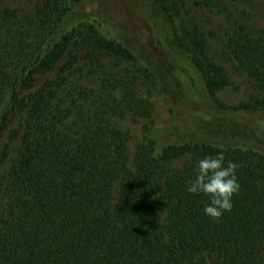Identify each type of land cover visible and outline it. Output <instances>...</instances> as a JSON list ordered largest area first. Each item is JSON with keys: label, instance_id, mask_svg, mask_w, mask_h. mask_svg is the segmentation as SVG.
I'll return each instance as SVG.
<instances>
[{"label": "trees", "instance_id": "obj_1", "mask_svg": "<svg viewBox=\"0 0 264 264\" xmlns=\"http://www.w3.org/2000/svg\"><path fill=\"white\" fill-rule=\"evenodd\" d=\"M76 8L90 18L71 23ZM198 8L227 18L216 53ZM160 13L175 23L171 35ZM102 18L141 38L171 83L176 140L160 144L149 127L132 153L120 121L149 119L160 81L100 29ZM227 66L254 93L234 107L198 103L200 95L212 104L232 84ZM262 127L264 27L249 31L221 0L0 9V264H264V150L253 144ZM217 152L239 164L240 184L219 222L204 215L206 197L186 191L196 161Z\"/></svg>", "mask_w": 264, "mask_h": 264}, {"label": "rangeland", "instance_id": "obj_2", "mask_svg": "<svg viewBox=\"0 0 264 264\" xmlns=\"http://www.w3.org/2000/svg\"><path fill=\"white\" fill-rule=\"evenodd\" d=\"M40 0H0V9L5 7H11L19 11L20 15L25 13L33 5H35ZM223 3L231 6L236 12L242 23L247 26V29L253 33L264 27V0H221ZM153 4V2H152ZM154 6V4H153ZM155 7V6H154ZM80 8H76L69 16L70 22L73 23L79 19L90 18L91 15H82ZM162 16V24L166 28L167 32L171 35L173 33L174 24L164 13H160ZM195 16L203 29L206 31L207 36L210 40L212 50L214 53L219 51L223 41L226 36V32L229 28V23L227 18L217 15L215 12L208 8L195 9ZM100 29L112 36L117 37L123 41L126 45L131 47L140 64L149 66L157 74L160 87L158 91L153 92L149 95V99L153 103V110L151 117L149 119H142L138 121L131 120H121L120 125L124 128H128L132 133L131 150L132 153L135 149L136 144L142 137L143 133L149 127H153L155 132H157L158 140L160 144L167 143L169 141H174L177 138L169 130L174 123V112L169 103L170 98V87L171 83L165 78L163 71L153 65V61L150 58V53L144 48L142 39L133 35L127 28L121 24H115L106 18L99 20ZM143 38V37H142ZM228 72L232 79V84L220 91L217 94L216 99L212 101V104L207 103L203 96L197 95L198 103L204 106H212L215 109L219 106L234 107L245 101L251 94L254 93V88L247 77L236 75L230 67H228ZM44 80V77L40 78L39 83ZM143 93L147 94L146 90L143 89ZM230 118H234V126L241 127L242 118L237 112L232 110L227 111ZM19 124V118L16 119L14 127L17 128ZM261 133L257 132L260 139H256L253 144L260 146L264 150V127L261 129ZM253 132L254 129H253ZM216 140V139H214ZM8 137H5L4 144L8 142ZM219 143H227L223 140H216ZM242 145H248L246 139H239ZM229 143V142H228ZM18 142L12 145L10 158L7 165L10 164V160L16 156ZM118 192V186L114 190V195L116 196Z\"/></svg>", "mask_w": 264, "mask_h": 264}, {"label": "clouds", "instance_id": "obj_3", "mask_svg": "<svg viewBox=\"0 0 264 264\" xmlns=\"http://www.w3.org/2000/svg\"><path fill=\"white\" fill-rule=\"evenodd\" d=\"M195 174L186 182V191L208 199L203 212L210 220L219 222L233 209V197L239 193L237 179L239 164L225 161L223 152L207 154L195 163Z\"/></svg>", "mask_w": 264, "mask_h": 264}]
</instances>
